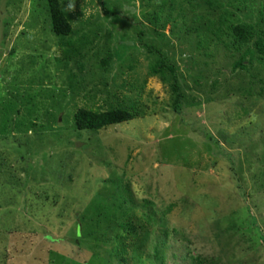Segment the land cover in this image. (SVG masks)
Here are the masks:
<instances>
[{"label":"rangeland","instance_id":"obj_1","mask_svg":"<svg viewBox=\"0 0 264 264\" xmlns=\"http://www.w3.org/2000/svg\"><path fill=\"white\" fill-rule=\"evenodd\" d=\"M59 1L66 37L46 0H0V264H264V65L234 69L239 52L218 41L219 11L201 0L158 23L159 0ZM246 1L222 0L257 21ZM144 42L178 66L182 113ZM111 106L138 114L75 126L80 107ZM126 188L146 225L141 247L120 214L86 237L97 203Z\"/></svg>","mask_w":264,"mask_h":264},{"label":"trees","instance_id":"obj_2","mask_svg":"<svg viewBox=\"0 0 264 264\" xmlns=\"http://www.w3.org/2000/svg\"><path fill=\"white\" fill-rule=\"evenodd\" d=\"M185 1H188L189 5H192L196 0H159L158 5L160 7V12L154 15L155 17L152 19V21L158 23L161 17L160 13L164 12L163 10L165 8L168 9V13H170L171 15L169 16V18L174 17V11L178 8L183 9L182 6L184 5ZM202 1L209 3L213 7L216 6L219 11V20L217 22L218 25L213 20L209 24L212 32L217 36L218 41L227 42L228 44H226L228 45V47L234 48L235 51L239 52V57L233 63L234 69H247L248 64H252L255 61H257L260 65H264V0H262L256 10L253 7L255 1L253 2L252 0L251 2V0H245L246 2L243 3L244 6L250 7L246 8L248 10L250 9V14H254L255 11H257V21L238 18L236 13L230 9L231 6H225L222 0H201V2ZM236 1L237 3L240 2V0ZM230 2L231 0H229V3ZM248 2H251L250 5L248 4ZM46 3L54 33L61 37L71 35L73 27L69 17L62 9L60 1L46 0ZM232 3L234 2H231L230 4ZM238 7L243 9L240 5H238ZM106 11L109 10L107 9ZM112 13L115 14V12ZM165 25L166 23H164L163 27ZM224 35H226V37L228 38L227 40L223 39ZM202 43L205 45H210V41L207 39L202 40ZM145 45L147 46L148 50L159 54L156 62L151 67V71L152 73H154V75H160L163 79L169 78L171 80V89L174 93L173 108L177 113H182V103L185 99V92L182 90V86L179 80L178 66L174 62H172L169 57L166 56L159 48H155L154 46H150L146 43ZM137 114L138 113L133 108L130 109L122 106H111L107 110H94L92 108L80 107L74 113V122L75 126L80 130H99L109 125H117L122 122L129 121L135 118ZM3 116L5 117L3 119L5 120L3 129L6 131L7 124L11 117L8 114H3ZM57 119L58 117L54 118L55 121ZM19 124L20 122L18 123L17 127H21V129H24V131H28L30 129V124H27L26 126L24 125V123L21 125ZM121 194V197L118 199L116 198V191L115 193L112 192V197L114 200H111L110 204L108 203V206L104 203L105 200H102V198H100V200L102 201H99L97 203L98 206L94 209L95 215L91 218V223L83 225L85 229L84 233L86 237L94 236L97 238L96 234L98 232V229L94 227H97L98 225L96 223L93 224V221L99 222L100 219H103L105 221L114 222V220H116V216L120 214L126 217V219H122V221H119L118 226L121 227L125 233L127 232L129 236H133L134 238H136L135 243L137 244L138 242H140L139 244H137V246L139 245L138 247H141L140 245L144 243V237L141 238L140 234L141 231L145 229L146 225L144 224V222H141L140 218H138L133 213L134 208H136L138 205L134 200L132 192L126 188V192ZM106 200L108 201V198ZM143 218L148 224L154 220V215H144ZM114 224L111 223L107 226L110 229ZM145 231H147V229H145ZM77 232L80 235L81 232ZM108 239L109 238L106 235L102 234V240L104 242L108 241ZM115 239L117 248L120 247L119 251H124L126 249V246L128 245L126 242L127 236H122L120 233H118ZM120 252H117L116 254L118 257H120ZM119 261L124 262V257H122ZM117 264L120 263L117 262Z\"/></svg>","mask_w":264,"mask_h":264}]
</instances>
